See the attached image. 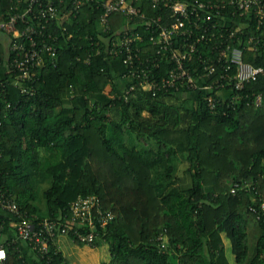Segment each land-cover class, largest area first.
<instances>
[{"label":"trees","instance_id":"1","mask_svg":"<svg viewBox=\"0 0 264 264\" xmlns=\"http://www.w3.org/2000/svg\"><path fill=\"white\" fill-rule=\"evenodd\" d=\"M13 1L0 0V19L12 11ZM224 1L223 16L215 19L217 35L234 30L229 42L240 46L250 35L262 36L261 54L245 49L244 59L264 65V28ZM143 9L172 22L169 7L144 1ZM102 11L96 4L84 6L65 32L54 24V32L61 34L58 54L38 72L33 95L8 81L9 99L20 104L4 118L0 132L5 190L38 222L69 212L79 197L96 195L116 215L93 244L109 245V264H264V212L257 219L250 208L264 201V73L243 89L227 86L224 96H243L236 106L229 99L211 108L205 90L154 94L137 89L126 99V67L107 52L105 38L128 19L113 13L106 32ZM135 21L147 48L148 35L140 19ZM221 41L216 37L197 44L187 63L197 78L211 82L220 77V68L204 77L201 58L218 55ZM172 66L163 60L158 76ZM236 72V66L229 70ZM258 94L260 106L254 103ZM0 210L10 263L29 264L28 243L11 241L10 218ZM53 260L72 264L60 250Z\"/></svg>","mask_w":264,"mask_h":264},{"label":"built area","instance_id":"2","mask_svg":"<svg viewBox=\"0 0 264 264\" xmlns=\"http://www.w3.org/2000/svg\"><path fill=\"white\" fill-rule=\"evenodd\" d=\"M144 1H149L153 7H169L172 22L165 23L160 14L149 16L143 9ZM228 3L241 15H252L258 27L264 28V0H229ZM94 4L103 10L100 24L106 32L112 28L113 13L119 12L128 19L121 30L105 38L107 52L119 57L126 67L124 77L127 79L123 89L126 99L134 95L137 89L154 94L169 90H205L211 108L215 109L218 104L226 103L229 99V105L236 106L243 96L240 93L224 96L227 86L232 85L231 90L236 91L243 89L247 82L256 80L264 73V65L256 66L244 59L245 49L261 54L257 51L262 49V36L250 35L240 46L229 42L236 37L234 30L227 33L219 30L217 35L219 23L215 19L223 16L222 11L226 7L224 0H15L12 11L0 19V32L7 33L10 38L7 70L0 79V132L9 111L20 104L9 99L8 81L23 94L33 95L38 72L58 54L57 42L61 34L54 32V24L65 32L70 19L76 17L84 6ZM137 18L140 19L138 24L148 35L147 48L141 45L146 42L145 35L133 23ZM216 37L222 39L216 46L220 49L219 54L211 58L203 56L201 63L204 77L215 75L219 68L223 72L219 78L206 82L197 78L187 63L193 59L199 42ZM191 38H194L193 41H190ZM165 59L173 66L166 75L158 76L156 71ZM234 66L237 72L231 75L229 70ZM214 91L221 97L212 95ZM254 103L257 106L262 104L261 94L256 95ZM238 187L239 184L234 186L232 192L236 193ZM0 208L10 218L9 225L14 231L11 241L27 242L29 249L39 260L45 259L46 264H55L53 254L60 250L58 240L62 236L70 237L77 243L93 245L100 230L116 217L112 210L103 207L96 195H89L73 201L69 212L38 222L35 217L27 216L15 198L7 193L1 177ZM250 208L260 219L261 212H264V201L259 208L255 205ZM6 231V220L0 217V264H11L4 238ZM17 249L21 250L20 247Z\"/></svg>","mask_w":264,"mask_h":264},{"label":"rangeland","instance_id":"3","mask_svg":"<svg viewBox=\"0 0 264 264\" xmlns=\"http://www.w3.org/2000/svg\"><path fill=\"white\" fill-rule=\"evenodd\" d=\"M182 174V173H181ZM226 238V244L228 245L229 255L232 252L230 240ZM73 248H70L69 243H65L64 250L71 263L74 264H109L111 260L109 245L102 243L97 246L95 250H89L87 247L92 246L89 244L72 243ZM85 245V246H84ZM87 246V247H86ZM234 262V255L231 254Z\"/></svg>","mask_w":264,"mask_h":264},{"label":"crops","instance_id":"4","mask_svg":"<svg viewBox=\"0 0 264 264\" xmlns=\"http://www.w3.org/2000/svg\"><path fill=\"white\" fill-rule=\"evenodd\" d=\"M9 45H10V38H9V35L5 32H0V60H1V64L3 65V68L1 67L0 68V79L3 78L6 74V70H7V61H8V55H9ZM144 140H142L143 142ZM146 143V142H145ZM2 211L0 210V213ZM8 234L6 233L4 235V238L7 236ZM69 243L70 245V248H73L74 245H72V243L76 244L77 242H74L73 240H71L70 237H67V236H62L59 240H58V248L60 249V251H62L64 253V255L68 258V256L66 255L65 253V250H64V246H65V243ZM79 244V243H78ZM107 244V243H106ZM85 246V245H84ZM87 247V246H86ZM97 248V246H89L87 247V249L89 250H95ZM25 251L29 252V255L31 258H29V261L28 263L29 264H36L38 263L40 260L37 258V256L28 248V249H25ZM229 258L231 261H233V257L232 255L230 254L229 255ZM38 262H36V261ZM69 260V258H68ZM70 261V260H69ZM71 262V261H70ZM74 264V263H72Z\"/></svg>","mask_w":264,"mask_h":264}]
</instances>
